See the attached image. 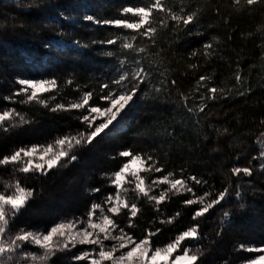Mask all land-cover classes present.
<instances>
[{
  "label": "trees",
  "instance_id": "1",
  "mask_svg": "<svg viewBox=\"0 0 264 264\" xmlns=\"http://www.w3.org/2000/svg\"><path fill=\"white\" fill-rule=\"evenodd\" d=\"M148 2L25 0L29 6L18 7L16 0H0V112L15 109L28 121L8 131L0 127V158L30 145L52 144L54 151H58L57 138L85 131L86 126L79 119L85 111H52L53 107L57 104L67 107L78 102L88 91L93 92L90 104L107 106L108 102L100 99L103 95L100 85L109 83L110 87L117 88L112 80L124 71L131 76L138 66L137 59L139 66L149 74L148 83L141 85L130 102V110L127 108L121 118L105 130L106 134L101 133L91 144L73 148L78 157L76 161L66 167H54L47 175L24 174L15 171L11 164L0 165V192L17 181L33 190V196L10 223L9 229L12 233L21 228L46 233L60 222L86 219L85 214L94 201L101 203L108 193L115 194L110 176L130 159L119 157L118 153L131 150L133 154L153 156L157 166L164 169L160 173L141 172L147 186L153 179L172 172L170 179L183 177L197 196L208 191L217 193L229 185L230 191L237 190L239 184L238 191L243 199H237L233 192L222 205L193 220L192 214L200 205L183 203L193 198L192 193L183 190L180 194L169 193L157 211L154 201L137 198L131 190L134 186L125 183L122 195L125 188L129 189L125 193L128 201L136 203L140 209L133 228L127 227V209L113 217L126 232L140 240L148 230L158 228L159 233L151 238L152 247L163 248L178 234L199 223L200 239L186 240L181 246L201 250L197 264H246L260 253H249L240 245L264 246V169L260 167L264 160L259 158L262 149L258 143L264 142V123H261L264 121V6L249 8L243 0L240 4H235L234 0H164L174 11L181 8L199 10L198 22L175 30L172 21L166 29L156 25L155 44L147 38H137L135 43L146 49L138 56L122 53L120 40L111 46L91 43L92 40L116 38L118 34L123 37L131 30L95 26L84 21V15L101 20L122 18L119 10L124 6ZM77 40L88 46H77L74 43ZM209 41L214 42L215 51L205 56L203 45ZM46 44L49 45L47 50ZM106 51L117 55L108 57ZM121 59L124 60L123 68H120ZM237 72L242 77L240 83L235 79ZM201 76L209 79L198 83ZM49 78L56 79V86L38 93V101L23 103L26 96L15 95L22 87L18 79ZM171 81H176L175 85ZM209 87L218 89L215 100L208 99L212 95ZM40 101H46L48 106ZM205 104L204 112H200ZM101 122L103 119L97 117L94 124ZM96 146L100 148L99 153L92 151ZM254 156L257 159L254 160ZM89 159L96 161L97 166L89 175L87 185L84 181L78 183L81 196L70 202L69 207L60 208L59 214H52L58 207L51 201L61 193L67 194L65 186L72 185L78 170L83 168L82 162ZM234 166H250L253 174L233 176L230 169ZM193 175L207 184L196 185L187 179ZM167 187L154 188L151 194L158 195ZM73 188L72 185L71 192ZM95 188L101 191H90ZM12 190L7 188L8 192ZM241 203L244 207H240ZM226 210L230 215L221 226ZM169 218H173L172 223H160ZM104 244L110 247L112 241H104ZM92 249V245H78L57 251L47 264H87L74 257ZM22 251L42 254L39 247L31 244Z\"/></svg>",
  "mask_w": 264,
  "mask_h": 264
},
{
  "label": "snow or ice",
  "instance_id": "2",
  "mask_svg": "<svg viewBox=\"0 0 264 264\" xmlns=\"http://www.w3.org/2000/svg\"><path fill=\"white\" fill-rule=\"evenodd\" d=\"M243 2L249 8L254 5L264 6V0H243ZM16 3L18 7L29 6L25 3V0H16ZM234 3L240 4L241 0H234ZM216 11L217 13L219 12L218 9ZM119 12L122 18L101 20L90 14L83 16L84 21L91 22L95 26L131 30L123 37L118 34L116 38L92 40L91 43L111 46L116 45L117 41L120 40L119 48L122 53L136 54L137 56L146 51L145 47L138 46L135 43L137 38H147L155 44L158 36L156 25L166 29L168 22L172 21L174 22V30L180 29L181 26L187 28L194 22H198L199 15V10L185 11L184 8H181L179 11H174L164 0H149L147 4L139 6H124ZM61 15L63 16V13ZM64 18L72 19L69 16H64ZM214 40L215 38H213ZM213 41H209L203 45V54L205 56H211L215 51ZM74 43L81 47L88 46L87 44H82L79 40ZM48 47L49 45L46 44L45 49L47 50ZM105 55L113 57L117 54L113 51H106ZM192 55L195 56L196 52H193ZM119 63L120 68H123L124 60H119ZM135 63L138 66L133 69L131 76H129L128 72L124 71L112 80L111 83L118 86L117 88L110 87L109 83H102L100 85V92L103 93L100 99L107 101V106L90 104L93 92L88 91L83 93L81 100L78 102L71 103L67 107L64 104H57L51 109L52 111L84 110L85 114L79 117L81 123L86 126L84 132H78L73 136L57 138L55 145L58 146V151H54L52 144L21 147L10 156L0 158V165L11 164L14 166L15 171L24 174L39 173L40 175H47V172L54 167H66L69 163L76 161L78 157L74 154L73 148L75 146L91 144L101 133H105V130L109 129V126L113 125V122L117 121L118 117H121V113L125 112L126 108L130 110V102L133 101L140 91L141 85L148 83L149 74L143 67L139 66L138 59L135 60ZM192 67H195V65ZM117 70L119 71L120 69ZM208 79L209 77L207 76H201L198 83ZM235 79L237 83L242 81L239 72L236 73ZM17 83L22 87L15 95L26 96V99L21 102L27 103L38 101V92L50 91L56 86L57 81L55 78L39 80L18 79ZM69 83L71 84L72 82L69 81ZM171 83L175 85L176 81H171ZM105 89L108 91L104 92ZM29 90L31 91L29 92ZM156 91L159 92L161 89H156ZM217 91L216 87H209L208 92L212 95L208 99L215 100ZM220 91L222 92L223 90ZM239 94L244 95V92H240ZM5 99L10 100L11 97H5ZM40 102L45 107L48 106L46 101ZM205 107H207L206 104L202 105L199 111L204 112ZM188 111L191 112L192 109L188 108ZM100 116H106L107 119L99 124H94L95 119ZM25 123H28L25 116L18 113L15 109L9 108L0 112V127H3L4 131H8L10 127H19ZM261 123H264V121H261ZM225 131L227 130L225 129ZM258 143H260L262 149L259 158L264 160V142L258 141ZM118 156L130 159L127 162H123L122 166L110 176L111 186H114L116 189L115 194L108 193L101 203L94 201L89 211L85 214L86 219L76 218L71 222H60L51 226L46 233L26 230L24 228L15 233L10 231V223H12L14 218L33 196V190L22 186L19 181L15 184L7 185L5 191L0 192V264H22L24 261H31L32 264H47L49 258L55 255L57 251H64L70 247L74 248L77 244L96 246L91 251H81L79 255L74 257V260L77 261L87 260L88 264H106V262L107 264H197L202 254L201 250L199 248L193 249L187 245L183 248L181 246L186 240L200 239L199 223L178 234L165 247L153 248L151 238L157 235L160 229L157 228L154 231L148 230L144 238L136 240L133 235L126 232L119 222L113 218L120 216L122 211L127 209V213H125L128 218L127 227L133 228L135 227L134 218L137 217L140 211L136 203H130L127 196L122 195L121 188H123L125 183L134 184L131 190L136 193L137 198L143 197L147 198L149 202L154 201L157 211L160 210L159 205L169 197V193L180 194L181 190L192 193L193 198L186 199L183 203L187 206L200 205L192 214V219L198 220V218L204 217L205 214L209 213L211 209L222 205V202H226L227 198L233 195V192L237 199L242 200L241 193L238 191L240 185L237 184V190L230 191L231 185H229V187L217 193L208 191L202 196H197L193 187L183 177L170 179L173 173L169 172L162 177L153 179L150 185L145 186V179L140 175V172L154 171L160 173L164 171L163 167L157 166V161L153 156L148 154H133L131 150H122L118 153ZM253 159L255 160L257 157L254 156ZM133 165H139V168L134 170ZM260 167L264 169V163ZM230 172L236 177H240L241 173L247 177L253 174L250 166H234L230 169ZM187 179L196 185L207 184V181L194 175ZM161 185H167L168 187L159 191L158 195L151 194L154 188H158ZM7 188L13 190L8 192ZM90 191L98 193L101 189L95 188ZM128 191L129 189H124L125 193ZM105 206H107L106 209ZM240 207H244L243 203L240 204ZM97 210H99L98 216L96 215ZM229 215V211H223L221 226L228 220ZM172 220L173 218H169L161 220L160 223H172ZM81 223L85 225L83 229L77 227ZM109 240L115 241L110 248L104 244V241ZM30 244L38 246L42 250V254L37 255L32 252L22 251L25 246ZM240 248L249 253H264V246L240 245ZM124 249H127V251H123ZM246 264H264V254L248 259Z\"/></svg>",
  "mask_w": 264,
  "mask_h": 264
},
{
  "label": "rangeland",
  "instance_id": "3",
  "mask_svg": "<svg viewBox=\"0 0 264 264\" xmlns=\"http://www.w3.org/2000/svg\"><path fill=\"white\" fill-rule=\"evenodd\" d=\"M31 91V90H30ZM38 93H41V92H38ZM127 109V108H126ZM125 109V110H126ZM124 112L121 113V116L123 115ZM100 119L102 118L103 121H105L107 119L106 116H100L99 117ZM121 117H118L117 118V121L120 119ZM117 121H114L113 124ZM111 127V125L109 126ZM107 130V129H106ZM99 146L97 147H93V152H96V153H99ZM96 166H97V163L96 161L95 162H92L91 159H89L88 161H83L82 162V169L78 170V174L75 176L74 180H72V185H73V192H71V186L67 187L65 186V190L67 192V194H60L59 196L55 197L51 202L54 204V207H58L57 210L53 211L52 214H59V212L61 211L60 208H66V207H69L70 206V202H72L74 199H76L77 197H80L81 194H80V191L79 189L77 188V185L80 181H84L85 184L87 185L89 183V175L93 172V170L96 169ZM139 168V165H133V169H138ZM143 172V171H142ZM141 173V172H140ZM129 179H131V177H129ZM134 186V184H132ZM145 186H147V183L145 182ZM122 189V188H121ZM123 195H125V192L123 193ZM98 216V214H97ZM78 228L80 229H83L85 227L84 224H78L77 225ZM111 241V240H110ZM115 243V241H112V244ZM80 244H77L76 246H78ZM36 247V245H34ZM112 246V245H111ZM110 246V247H111ZM38 247V246H37ZM93 248H96L95 245H92ZM108 247V246H107ZM109 247V248H110ZM123 251H127V249H124ZM179 254V253H177ZM264 253H260L259 255H262ZM79 255V254H78ZM117 255H119V253H117ZM259 255L255 256L254 258L258 257ZM84 261L85 263L88 264V261L87 260H82ZM107 264V262H106Z\"/></svg>",
  "mask_w": 264,
  "mask_h": 264
}]
</instances>
